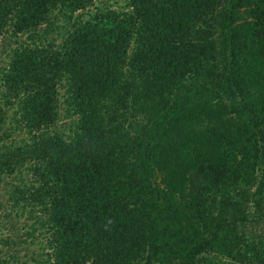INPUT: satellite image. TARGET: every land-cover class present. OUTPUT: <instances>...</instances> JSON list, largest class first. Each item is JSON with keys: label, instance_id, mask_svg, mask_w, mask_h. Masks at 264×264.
<instances>
[{"label": "trees", "instance_id": "16d2710c", "mask_svg": "<svg viewBox=\"0 0 264 264\" xmlns=\"http://www.w3.org/2000/svg\"><path fill=\"white\" fill-rule=\"evenodd\" d=\"M115 1L0 0V264H264V0Z\"/></svg>", "mask_w": 264, "mask_h": 264}, {"label": "rangeland", "instance_id": "374dc122", "mask_svg": "<svg viewBox=\"0 0 264 264\" xmlns=\"http://www.w3.org/2000/svg\"><path fill=\"white\" fill-rule=\"evenodd\" d=\"M102 3H106L108 4L110 7L112 8H119L121 3L118 4V1L116 2L115 0H101ZM59 25H62L60 22H58ZM45 28L42 27L40 29V31L44 30ZM54 37L56 36L55 32L52 31L51 33H49L46 38H51V37ZM27 35H19L18 37H12L10 35V33H5L1 38H0V69L6 64V61H7V58H8V55L10 53V50L15 46V44L17 43H21V42H25L27 41ZM17 38V42L14 44L15 42V39ZM11 113L12 111H9L8 113V119L10 118L11 116ZM69 120L70 119H67L65 117V114H64V111H63V106L60 104V108H59V118H58V122L56 124V129L57 130H67L68 127H69ZM7 124H5V126L3 127H6ZM16 181V180H15ZM13 182V177L11 178H8V179H5L4 181L3 180H0V199H2V194L4 192V189L7 188V186H9L11 183ZM248 206H251V204H249ZM249 211L253 212L252 208L249 209ZM7 213H8V209L5 208H1L0 209V219H1V222H0V226L3 227V229L0 231V241L1 240H6V238H16V237H19L22 239L23 235H22V232L23 230H20L17 236V232L16 230H12V226H15V227H19V221L16 222L15 219L13 218H10L9 216L7 217ZM24 218L20 219V221H23ZM26 223V221L24 222ZM263 223V224H262ZM257 225L256 224H249V229L255 227ZM259 227V228H258ZM258 228V229H257ZM256 231H259L260 234L264 233V218H263V221L259 223V226H256ZM16 242H20L19 240H17ZM21 247H17L15 248L18 252H19V255L21 258L26 259V260H30L29 258V254L35 250V247L33 244H31V241L29 240L28 243L26 244H21L20 245ZM12 247L10 245H3V243L0 242V258L2 256H4L3 254L8 251V249Z\"/></svg>", "mask_w": 264, "mask_h": 264}]
</instances>
